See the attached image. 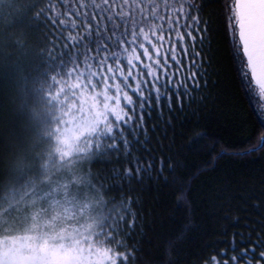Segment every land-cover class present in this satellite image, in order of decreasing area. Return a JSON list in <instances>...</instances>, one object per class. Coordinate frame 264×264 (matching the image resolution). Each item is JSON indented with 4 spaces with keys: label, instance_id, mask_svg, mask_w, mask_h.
I'll use <instances>...</instances> for the list:
<instances>
[{
    "label": "snow or ice",
    "instance_id": "6c2138e0",
    "mask_svg": "<svg viewBox=\"0 0 264 264\" xmlns=\"http://www.w3.org/2000/svg\"><path fill=\"white\" fill-rule=\"evenodd\" d=\"M202 7L199 0H164L163 12L158 0H25L35 51L0 72V264H137V245L125 239L142 221L131 192L156 161L130 145L143 143L153 111L158 120L167 109L170 124L185 99L207 87L197 62L207 33ZM223 12L241 91L264 99V0H224ZM202 139L197 134L196 143ZM258 148L264 132L241 151ZM167 163L175 171L180 162ZM226 243L225 259L203 264H264V226L255 239L234 232Z\"/></svg>",
    "mask_w": 264,
    "mask_h": 264
},
{
    "label": "trees",
    "instance_id": "16d2710c",
    "mask_svg": "<svg viewBox=\"0 0 264 264\" xmlns=\"http://www.w3.org/2000/svg\"><path fill=\"white\" fill-rule=\"evenodd\" d=\"M158 2L163 12L164 0ZM199 3L203 5L200 27L206 22L207 33L204 55L197 62L206 69L209 83L191 102L185 99L186 106L172 113L170 124L165 123L167 109L158 120L153 111L144 125L147 137L140 130L143 143L130 145L132 154L142 158L151 154L156 161L150 175L133 182L131 192L140 198L133 206L142 221L125 239L129 246L137 245V264H203L213 255L223 260L226 257L220 249L228 247L226 240L234 232L245 237L252 232L255 239L264 226V148L241 151L260 138L264 121L253 93L241 91L231 65L224 0ZM24 5L25 0H0V57L4 60L0 72L8 70L9 61L24 63L35 51L23 22ZM5 91L0 87V103ZM5 115L0 110V119ZM197 134L203 137L199 143ZM161 157L164 173L158 176ZM169 157L180 162L175 171L168 168ZM124 191L128 194L127 186ZM248 246L243 241L239 244L240 248ZM259 251L254 253L256 260H260Z\"/></svg>",
    "mask_w": 264,
    "mask_h": 264
},
{
    "label": "rangeland",
    "instance_id": "374dc122",
    "mask_svg": "<svg viewBox=\"0 0 264 264\" xmlns=\"http://www.w3.org/2000/svg\"><path fill=\"white\" fill-rule=\"evenodd\" d=\"M97 2H99L97 0ZM162 6V5H161ZM254 97H255V101H256V107H257V110L261 116V118L263 119L264 121V99H262L258 93V90L255 91V92H252ZM21 127H23V125H21Z\"/></svg>",
    "mask_w": 264,
    "mask_h": 264
}]
</instances>
